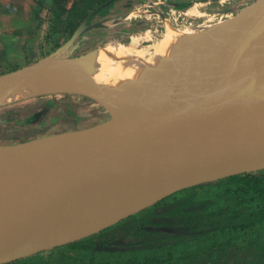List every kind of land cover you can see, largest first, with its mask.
<instances>
[{"label":"water","instance_id":"95a60500","mask_svg":"<svg viewBox=\"0 0 264 264\" xmlns=\"http://www.w3.org/2000/svg\"><path fill=\"white\" fill-rule=\"evenodd\" d=\"M103 4L73 28L53 55L0 73V100L31 79L47 80L54 87L50 90L85 94L109 115L86 127L0 143V180L5 183L0 264L70 242L182 188L264 168V90L255 86L262 70L244 69L214 89L150 107L76 69L73 62L81 55L57 56L87 25L98 24L86 20ZM263 7L264 0H255L221 27L240 32L243 26L235 24L262 18ZM220 40L210 37L215 45ZM259 40L262 35L255 34L248 41V54L264 51ZM69 83L76 85L66 88ZM117 97L130 108L121 107ZM104 187L143 202L92 231L70 233L86 201L101 198ZM108 206L115 210L117 202Z\"/></svg>","mask_w":264,"mask_h":264},{"label":"trees","instance_id":"16d2710c","mask_svg":"<svg viewBox=\"0 0 264 264\" xmlns=\"http://www.w3.org/2000/svg\"><path fill=\"white\" fill-rule=\"evenodd\" d=\"M49 1L48 26L65 19L69 35L93 8L104 3L92 17L116 0ZM42 251L1 264H264V168L182 188Z\"/></svg>","mask_w":264,"mask_h":264},{"label":"rangeland","instance_id":"374dc122","mask_svg":"<svg viewBox=\"0 0 264 264\" xmlns=\"http://www.w3.org/2000/svg\"><path fill=\"white\" fill-rule=\"evenodd\" d=\"M254 1L255 0H116L111 5H109L105 11H102L96 16H93V17L91 16L90 18H88L86 20L87 23L98 22V24L87 25L83 30H81L76 35V37L74 38L70 46L60 51L57 54V56H80L83 54H88L90 55V57H94L97 55V52L100 47L103 48L105 51H108L109 53L111 52V50H115L117 47H121V46L132 48L128 50L133 51L139 47L138 46L134 48V46L137 44L141 43L143 46H147L146 44L149 45L150 43L160 40L163 37V32L166 30V28L168 26H172L180 30L191 29L193 30L195 37H197V34H198V36L200 35L199 37L202 38V39L200 38L201 40L198 41L199 43L206 44L207 46L211 43L209 47H206L205 45L206 48H203V49L201 47H204V45L202 46V44H197L198 46H200V49L194 48L195 50L193 51H195V54L197 56H200V58L201 56L202 58L208 57V56L212 57L218 49L223 47V43H224V41H222L223 35L219 37L216 35V33H221V32L224 33V31H220L218 28L221 26H227L228 22L234 16L239 14V12L244 10L247 6H249ZM134 6L136 8L138 7L136 12H139V13H135L134 15H131L130 18L132 17L142 18L143 16L148 15V19L145 20L144 24L137 26V25L127 22L125 18L117 19L116 22L118 23L114 22L115 18L118 15V14H113V11L115 10V8L118 7L120 12L127 15L126 9L130 7L132 8ZM36 12H38V14L40 15V18L46 16V13H45L46 10H44V7H39L36 10ZM83 20L84 18L80 22H82ZM34 25L35 24L33 22L32 26ZM67 25H68V22L65 19H62L60 22H57L53 28H50L45 22L41 23V27H38L35 25L34 26L35 29H33V32H32L33 34L32 33L30 34L31 36L30 40L26 41L25 46L24 44H22L23 41L21 39V37H23L25 34L23 35L20 30V34H17L16 36L17 40L13 41V44H14L13 54L6 55L5 54L6 51L4 50V48H0V73L15 69L19 66L27 64L42 56L53 55L52 54L53 50L57 48L67 38V35H68ZM108 26H110L111 28L114 27L115 29L111 31L110 27ZM107 28L108 30H110L108 31L109 35L106 36V39L102 41L101 39L107 32ZM257 28H258L257 25H255V27L250 25L247 29V32L249 34L248 37H254L255 34L258 35L259 33L258 34L256 33ZM211 32L212 33L215 32L214 33L215 35L213 37L216 36L217 38L221 39L220 41L217 42L216 45L213 44L209 40L210 39L209 37L213 35V34L212 35L208 34ZM239 34H243V31ZM203 37L205 38L207 37V39L209 38L208 42L205 41L206 39L204 40L205 43L204 41L201 42L203 40ZM206 42L207 43L210 42V43L207 44ZM184 45H185L183 47L184 50L183 49L180 50L178 54V56L180 55V58H181L180 64L178 62V65L174 69H171L170 72L168 71L169 79L171 80L169 81L171 83L174 82L175 80L180 81L181 79H183L182 77L187 76L190 73V71L196 67V65L198 67L197 63H190L189 60H191V58L194 59L192 55V50L188 49L186 43H184ZM24 50H30L31 54L26 53ZM148 50L153 51V47L149 46ZM189 53L191 55H189ZM111 54L112 52L109 55ZM173 56L175 58V55ZM257 59H258V56L255 57V59L254 57L251 56L248 59L249 64H247L246 67L254 63L255 60ZM185 62L187 64H185ZM197 70L199 71V69ZM198 71L197 73L194 72L195 77L198 75ZM171 83H169V86H171ZM167 85L168 83H166L165 80H163V83L161 80L160 82L154 85V88L156 87V89H159V90H162L163 88L162 91H164V95L166 94L165 96H168L164 99L167 102H170L175 99L174 98L169 99V94L171 91L169 90L170 87ZM180 87L182 89V91L179 92V95L181 98H186L185 95L189 97L190 94L194 93V92L190 93V90L187 89L189 93V96H188L187 91L185 92L184 91L185 89L183 88L185 86H180ZM208 88L204 87L202 88V90L205 91V90H208ZM202 90L201 92H203ZM149 91L150 93H153L152 89H150ZM182 92L183 93L185 92L183 97L181 96L183 94ZM28 97H33V98L42 100V102L40 103H35V101L30 103L29 104L30 110H28L22 116H20L23 118L26 116L31 120H33L32 118H34V116L35 117L38 116L37 114H39L41 111L45 112L47 110L49 106V105H46L47 100H49L48 102H51L50 104L56 103V105H54L53 107L54 109L51 110V111L56 112V114H62L63 110H65L62 106L68 105L69 107L72 106V108H77L73 111L74 112L73 116L75 117H78L77 116L79 115L78 112L86 114L85 116L86 119L87 117L93 116L92 117L93 119H91V121L98 120V117L104 118L107 116L106 111L103 110L102 107H100L93 98L85 94H80L77 92H66V91H61V90H49V91H43V92H36V93L23 96L17 99L0 100V113L2 114L1 117L3 115L11 117L12 115L4 110H7L8 108L15 109L16 107L21 106V104L25 102L24 99ZM58 100H61L62 102L65 101V104L62 105L61 103L57 102ZM165 100H163V102H166ZM96 105L98 106L97 111L96 109H94V106ZM37 107L38 109H34ZM94 111H96L100 115L97 114L98 116H94V114H92L94 113ZM83 117L84 116H82V118ZM12 118H14V116H12ZM0 119L2 120V118ZM8 124H6L7 126L6 128L5 126H3V124H0V133L2 134L11 133L13 134V138L16 137V139L26 136L25 131L27 128L25 127L20 128L18 126L14 127L13 124H10V125ZM28 126L31 127L30 125ZM197 192L198 194H202L204 190L199 189ZM224 240L225 238H222L221 242H223ZM46 250H43L40 254L42 256L46 255L47 254ZM236 253H238V251H236ZM202 255L205 256L206 258H209L210 260L212 259L213 262L214 260H219L218 258L214 257V255H211L205 252H203Z\"/></svg>","mask_w":264,"mask_h":264},{"label":"bare ground","instance_id":"6f19581e","mask_svg":"<svg viewBox=\"0 0 264 264\" xmlns=\"http://www.w3.org/2000/svg\"><path fill=\"white\" fill-rule=\"evenodd\" d=\"M261 14L262 18L257 16L255 18V22L253 23L248 22L249 20H244L241 23L235 24V26H243L244 24L240 32L228 30L225 27H219L218 29L220 31H224V33H216V35L218 37L223 35L222 41H224V43L223 47L220 46L222 48L218 49L212 57L208 56L202 58L201 56L200 58V56L195 54V51L193 50H195L194 48L200 49V46L197 44H202L198 42L202 38L199 37L200 35L198 36V34V38L195 37L193 30H180L175 27L168 26L163 32V37L160 40L150 43L149 45L146 44L147 46H139L133 51L128 50L132 48L121 46L117 47L115 50H111V55H109L111 52L109 53L100 47L96 56L90 57L88 54H83L73 62V66L102 82L114 86L118 90L120 89V92H126L136 101H139V104H148L150 107H159L165 103L163 100H165L164 98L168 96H165L166 94L164 95V91H162L163 88L162 90H159L156 89V87L154 88V85L161 80L163 83V80H165V82L168 83L167 86H169V83H171V80L169 79V72L178 65V62L180 64L181 58L178 54L185 46L184 43H186L188 49L192 50V55L194 57V59L191 58V60H189L190 63H197L198 67L196 65V67L192 69L187 76L182 77L183 79L180 78V81L174 79L175 81L171 83V86H169V90L171 91L169 99L174 98L176 100L181 98L179 95V92L182 91L180 86H185L183 88L185 89V92L187 91V93V89L190 90V93L194 92L190 94V96H194L200 93L204 87H209L208 89L211 90L218 85L233 80L238 74H241V71L244 69H247L248 72L258 71L259 69L262 70L263 74L260 78H258L255 86L264 90V51L260 54H248L244 49L248 41L252 38L248 37L249 34L247 32L250 25L254 27L255 25L258 26L256 33H259L258 35H262L263 40L259 41L261 42V45L264 46V7L261 9ZM242 31L243 34H239ZM212 32L208 34H213V37L215 32ZM207 37H203L201 42L205 39V41L208 42L210 37L208 39ZM260 42H257V45H259ZM203 45L204 47H201L202 49L209 47V45L207 46L206 44H202V46ZM149 46L153 47V51L148 50ZM173 55H175V58ZM189 55L191 54L189 53ZM251 56L254 57V59L258 56V59L246 67L247 64H249L248 59ZM185 64L187 63L185 62ZM197 69H199V71ZM197 71L198 75L196 74L197 76L195 77L194 72L197 73ZM69 84L70 85L64 86L66 88H71L76 85L74 83ZM53 88L54 87H52L47 80L31 79L28 83L12 89L4 98L15 99L36 92L49 91ZM150 89H152L153 93H150ZM184 93L181 95L182 97L184 96ZM185 96L187 97V95ZM115 100L121 107L130 108V103L126 102L121 97H117ZM221 126L227 129L229 124L223 119ZM208 131L209 130L205 128L203 133L207 134ZM9 176L14 177V171L10 170ZM4 184L5 183L0 180V197ZM103 189L101 198L98 200L89 198L86 201L84 211L76 215L74 218V226L69 227L68 231L70 233H84L92 231L110 222L114 217L120 215L125 210H132L143 202L140 196L128 194L124 190H118L116 193H113L112 190L106 187ZM113 200L117 202L115 210L108 206V203ZM7 209L8 204L4 206L2 212L7 211Z\"/></svg>","mask_w":264,"mask_h":264},{"label":"crops","instance_id":"0c3cea01","mask_svg":"<svg viewBox=\"0 0 264 264\" xmlns=\"http://www.w3.org/2000/svg\"><path fill=\"white\" fill-rule=\"evenodd\" d=\"M49 0H0V48H4L6 51V55L13 54V41L17 40V34L21 33L24 35L21 37L24 46L26 45V41L30 40V34L33 32V29H35V25L38 27H41V23L45 22L48 25V22L51 19V14L49 13L47 6L49 5ZM41 5V6H40ZM39 7H44V10H46V16L40 18V15L36 10ZM115 7V6H113ZM138 8V7H137ZM137 8L130 7L126 9L127 15L120 12L118 7L115 8L113 11V14H118L117 17L115 18L114 22H116L117 19L125 18L127 22L132 23L134 25H142L145 23V20L148 19V15L143 16L142 18L138 17H131V15H134L136 12ZM125 11V10H124ZM45 19V20H44ZM34 22V26L33 25ZM113 22V23H114ZM38 24V25H37ZM110 27V26H108ZM117 28V27H116ZM111 31L115 29L114 27H110ZM39 31V29H38ZM110 30L107 28V32L105 35L102 37V41L106 39V36L109 35ZM33 34V33H32ZM46 34V32H45ZM26 53L31 54L30 50H24ZM15 101V100H13ZM24 103L21 104V106L14 108H8L7 111L10 113L14 118L9 117V116H2L0 113V124H3L5 128L7 127L6 124L10 125L13 124L14 127L18 126L20 128H27L25 133L26 136L20 137L18 139L13 138V134L11 133H6L2 134L0 133V143H13L21 140H26L35 136L43 135V134H50V133H58L64 130H70V129H76V128H82L89 126L91 124L97 123L99 121H102L103 119H106L109 115L106 117H98V120L94 121L92 117H87L86 119V114L78 112L79 115L78 117L73 116L74 115V110L77 108H72L62 106L65 110H63L62 114H56V112L51 111L54 108V104H50L51 102H48L49 100L46 101V105H49L47 110L45 112L37 114L38 116H34L32 118L33 120L29 119L28 117H20L22 116L25 112L30 110L29 104L35 101V103H40L42 100H39L37 98L33 97H28L24 99ZM57 102L61 103L62 105L65 104V101L58 100ZM15 103V102H13ZM99 105V104H98ZM100 106V105H99ZM101 107V106H100ZM98 106H94V109L97 111ZM34 109H38L34 108ZM94 111V116L100 115ZM9 114V115H10ZM98 114V115H97ZM84 116L82 118V116ZM75 117V118H74ZM20 118V119H18ZM31 121V122H30ZM89 121V122H88ZM30 125L31 127H29ZM23 133V132H22Z\"/></svg>","mask_w":264,"mask_h":264}]
</instances>
